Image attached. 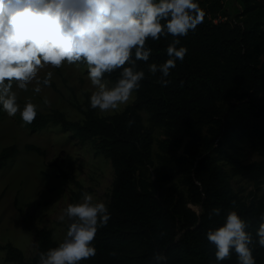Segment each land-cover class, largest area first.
<instances>
[{"label": "trees", "instance_id": "obj_1", "mask_svg": "<svg viewBox=\"0 0 264 264\" xmlns=\"http://www.w3.org/2000/svg\"><path fill=\"white\" fill-rule=\"evenodd\" d=\"M232 2L238 6L235 15L225 11V5L232 6L224 0H199L205 19L180 38L188 53L184 61H177L167 87L158 83L159 73L148 72L147 64L168 59L171 36L147 41L150 60L138 62L146 78L133 103L121 112L100 116L86 102L85 109L78 107L81 121H70L54 110L38 111L31 124L24 122L33 132L58 126L110 162L113 180L107 205L111 219L94 240L96 256L81 264H150L154 250H163L168 264H214L215 249L205 234L220 226L232 210L248 220V230L255 233L264 217V198L251 193L242 197V190L233 189L231 178L237 176L255 186L264 182V0ZM217 17L222 21L213 23ZM117 76L118 72L108 76V83ZM50 87L55 89V84ZM157 131L160 138L155 136ZM242 143L262 160L241 163L236 151ZM25 150L43 155L31 145ZM18 153L15 145L3 148L0 170ZM59 173L77 189L71 202H79L82 185ZM178 176L185 191L174 184ZM216 207L221 215L210 216ZM197 208L198 213L193 210ZM22 229L35 234L36 251L30 264H38L40 252L59 244L49 230L37 229L32 221H22ZM2 249L6 262L24 261L23 253L12 245ZM253 255L257 264H264V248L256 245ZM223 264H237L236 255Z\"/></svg>", "mask_w": 264, "mask_h": 264}, {"label": "clouds", "instance_id": "obj_2", "mask_svg": "<svg viewBox=\"0 0 264 264\" xmlns=\"http://www.w3.org/2000/svg\"><path fill=\"white\" fill-rule=\"evenodd\" d=\"M206 13L199 0H0V109L14 117L18 112L26 124L38 115V106L27 102L21 109L15 85L34 93L50 87L53 72L65 65H83L95 89L89 107L116 112L138 92L146 78L138 62L147 63L152 49L149 39L172 37L163 63H148V72L160 74L158 83L167 87L168 77L184 61L188 48L181 37L195 31ZM118 76L109 86L107 77ZM45 103H48L45 100ZM235 204V202H233ZM216 207L209 215H221ZM111 219L109 206L94 202L84 192L82 201L70 203L59 216L67 223L64 239L39 253L38 264H81L97 254L94 240ZM250 222L237 211H228L220 226L206 232L214 246V264H223L233 254L237 264H257L256 245L264 248V217L255 233ZM150 264H168L163 250H154Z\"/></svg>", "mask_w": 264, "mask_h": 264}, {"label": "rangeland", "instance_id": "obj_3", "mask_svg": "<svg viewBox=\"0 0 264 264\" xmlns=\"http://www.w3.org/2000/svg\"><path fill=\"white\" fill-rule=\"evenodd\" d=\"M232 8L225 5V11L235 15L232 0H224ZM52 71V82L55 89L45 87L40 93H34L32 86L27 91L13 87L18 97V103L23 108L27 102L38 106V111L44 114L54 110L65 114L70 121H81L83 115L78 107L85 109L89 95L95 90L87 77L86 66L65 65L59 69L47 68L44 72ZM109 86L111 84L109 83ZM135 94L126 105L116 112H100L98 115L107 116L121 112L127 105L133 103ZM45 100L48 103H45ZM147 126V115L142 114ZM160 138V133H155ZM15 145L19 153L0 170V264H30L36 251V239L33 232L22 229V221H32L37 229L49 230L55 242L60 243L65 237L67 223L59 221V216L71 202V194L76 191L74 184L60 176L59 171L79 182L84 192L93 196L94 202L109 201L113 171L110 162L101 156L94 155L90 148L78 140L71 139L68 132L60 127L49 125L38 132L30 131L18 112L10 117L2 110L0 116V152L3 148ZM26 145L34 146L43 152L37 155L25 150ZM157 152V145H153ZM237 155L243 164L262 160L247 143L238 145ZM230 174L229 168H226ZM153 176V172L151 173ZM182 178L178 176L174 184L185 191ZM231 184L242 197L253 194L264 198V182L255 186L240 177H232ZM82 199L79 201L81 202ZM77 202V203H79ZM198 211L199 209H193ZM6 244L19 249L24 255L22 263H9L5 260Z\"/></svg>", "mask_w": 264, "mask_h": 264}, {"label": "built area", "instance_id": "obj_4", "mask_svg": "<svg viewBox=\"0 0 264 264\" xmlns=\"http://www.w3.org/2000/svg\"><path fill=\"white\" fill-rule=\"evenodd\" d=\"M218 21H222L220 17H217L215 20H213V23H217Z\"/></svg>", "mask_w": 264, "mask_h": 264}, {"label": "water", "instance_id": "obj_5", "mask_svg": "<svg viewBox=\"0 0 264 264\" xmlns=\"http://www.w3.org/2000/svg\"><path fill=\"white\" fill-rule=\"evenodd\" d=\"M199 209V208H198ZM199 212V210L197 211V213Z\"/></svg>", "mask_w": 264, "mask_h": 264}]
</instances>
